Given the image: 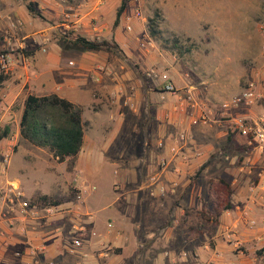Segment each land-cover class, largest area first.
Instances as JSON below:
<instances>
[{
    "label": "crops",
    "instance_id": "crops-1",
    "mask_svg": "<svg viewBox=\"0 0 264 264\" xmlns=\"http://www.w3.org/2000/svg\"><path fill=\"white\" fill-rule=\"evenodd\" d=\"M43 1L51 4L54 12L57 10V4L61 6V2H65V0L41 2ZM120 1L67 0L64 9L72 12L70 27L73 33L89 39L113 40L117 48L110 52L74 51L75 53L72 52L70 55L57 46L48 48L46 53L37 50L34 55L36 67L33 81L39 93H31L37 95L56 93L81 107V119L87 121V128L85 124L72 173L77 178V183L84 187L85 180L100 175L96 172L93 161L99 159L107 163L112 167L115 176L110 184L111 192L121 193L119 195L125 199V203L134 207L137 212H142L145 224L150 229L156 230L160 227L159 234L150 237H143L141 233L129 234L124 226L118 228L116 232L110 230L100 232L95 224L96 219L89 210L92 204L100 201V195H93L94 193L90 192L83 196L78 204H74L72 199L69 201L70 204L59 202L57 204L59 207L69 206L66 215L63 216L60 213L39 220L22 218L17 215L15 209H3V214L0 215V264H118L117 256L124 251L128 243H132L133 237L134 245L149 240V247L153 248L143 252L134 251L135 258L143 253L145 264H256L264 257L256 260L253 256L255 249L264 246V189L256 185L260 166L264 164V155L261 153L264 150L257 145L249 144L245 137L239 135L233 128L232 121L236 117H245L253 121L262 120L264 107L258 102L260 98H255L248 106L226 110L220 108V103L226 100V97L228 99L241 91L242 87L238 86L240 77L244 85L248 81L253 82L257 95L264 93V35L254 24V20L262 17V8L256 9L255 13L251 11L248 14L246 11L244 31L241 30V35L238 33L232 40L219 41L221 45H226L223 50L224 57L219 58L220 56L213 52L217 60L211 63V68L208 69L210 84L196 87L191 83L190 75L182 73V68L181 70L179 66L170 68L169 78L179 89L177 98L160 90L161 83L158 78H154L152 83L151 79L146 77L147 82L144 79L146 85L142 84L138 69L140 66H144L145 70L155 69L152 64L156 62V58L147 55L146 51L136 44L135 35L141 26L139 21L131 19L130 31L123 27L122 18L131 12L132 0H126L117 24H113ZM215 1L217 0H158L157 6L165 21L167 8L174 11L176 9L178 13L186 16L192 15L193 28L197 32L200 31V35L192 36L188 30L180 31L178 34L193 40L196 44L205 42L204 45H214L211 44L212 40L214 37L215 40L217 38L213 34L215 32H212L214 21L211 16L215 9ZM38 6L43 5L38 3ZM143 7L145 0H142V10ZM49 16L55 18L56 14ZM183 27L189 28L186 24ZM49 28H53V25ZM47 30L48 27L44 28V33L39 30L35 32L32 37L33 45L44 43V34ZM47 45L57 43L50 41ZM127 49L129 52L137 50L139 53L132 56L131 53L128 54ZM230 50L239 53L236 60L240 74L238 77L232 76L229 72ZM200 74H205V71L201 70ZM109 86H112L110 92L107 91ZM94 89L97 92H93ZM13 98L12 94L4 95L3 100L8 103L3 107L10 108ZM200 111L207 114L208 122L191 123V119ZM16 123L18 125V121ZM179 131H185L187 136L181 151L173 154L168 151V146ZM18 140H20L18 129L0 140V164L7 153L4 176L19 183V189L25 198L34 199L41 194L52 196L55 192L54 186L57 185L53 183L56 181L48 185L47 192L45 190L47 183L43 184L42 179L49 173L45 167L43 168L42 160L36 157L27 159L21 153L16 172L22 175V178L8 175L7 167L11 155L16 152L14 146ZM159 142L161 147L158 146ZM8 144H12L11 150H8ZM112 146H127L131 147V150L126 151L124 155L121 154L122 150L115 154L110 151ZM236 149H245L241 157L237 158L242 163L237 167L233 166V157L229 158L224 154L227 150ZM50 158L51 162L56 163L51 156ZM162 158L167 161L166 167L159 165ZM205 159L208 163L199 176L214 162L219 168L220 175L209 178V181L223 179L229 184L230 189L228 198L231 207L222 212L217 224L202 221L197 212L201 207L209 210L212 205L206 207L196 202L192 206L180 207L178 204L184 187L196 184L199 176L193 184H189V177ZM56 164L63 170V162ZM36 167L41 168L39 173L43 175L35 179L29 174L35 173ZM47 180L45 177L44 181ZM141 180L144 182L136 188L125 189L127 182L136 183ZM249 182L253 184L249 185ZM160 184L165 187V194L174 192L178 197L174 198L176 216L172 221L175 224L181 221L182 226H179L180 232L174 234L175 237L172 236L175 224L168 225V220L159 214L161 210L159 200L164 196L158 193L157 188ZM178 185L181 186L180 189ZM109 204L112 210L122 212L120 204L112 202ZM190 210L195 213L194 218L198 223L196 227L188 220V216H192L188 214ZM120 215L121 213L119 214L121 220ZM250 219H253V224L249 222ZM71 224L83 225L86 228L80 241V250L74 252L68 251ZM226 228L233 231L242 246L236 251L233 244L224 240ZM178 236L181 242L190 245V248L174 254L176 261L167 250L159 253L158 250L163 245V247L172 245L171 240H176ZM207 241L210 246L206 244ZM106 245L113 247L114 250L107 249L106 256L102 257L98 251ZM117 248H121L120 251ZM182 252L185 255H182Z\"/></svg>",
    "mask_w": 264,
    "mask_h": 264
},
{
    "label": "rangeland",
    "instance_id": "rangeland-1",
    "mask_svg": "<svg viewBox=\"0 0 264 264\" xmlns=\"http://www.w3.org/2000/svg\"><path fill=\"white\" fill-rule=\"evenodd\" d=\"M42 0H0V54H3L6 58V66L2 69V72L7 75L6 80H4L0 86V127L7 124L10 127V133H15L18 128L17 121L18 115L20 112L22 100L27 92H37L36 84L33 81V75L35 73V52L38 50L47 52L48 48L57 46L60 50L68 55L75 53L74 51H83L77 47H74L67 41H65L67 34H72V29L65 28L62 24L63 13L68 11L65 10V6L67 5V0L65 2H61V6L59 4L57 10L52 9L51 4L47 3V1ZM158 0H145V7H143V15L145 17L144 21L141 23L140 30L136 33V44L143 51H146L147 55L153 56L156 58V62H153V66L157 70H167L168 73L170 68L173 66H179V69L182 68V73H188L190 75L191 83L196 87L204 86L205 84H210L208 69L211 68V63L215 60V54L221 57H224L223 50L226 45H221L219 41L221 40H232L235 37L241 35V30L244 31L243 25L246 17V11L252 13L256 11V9L263 10V15L261 18L254 20V24L258 27V31L264 35V33L260 30V25L264 26V0H217L214 2L215 9L213 11V15L211 19L214 21V27L212 28V32L215 33L217 40H212L211 44L214 45H204L205 42H198L196 44L193 40H190L187 37H184L181 34H178L180 31L188 30V33L192 36L200 35V31H196L193 28L194 18L192 15H183L182 13H178L175 9H166V21L162 18V12L157 6ZM29 3L30 6L38 11L41 17L34 14H29L25 5ZM38 3L43 6H38ZM50 9V10H49ZM158 11L159 18L157 19L158 34L156 37H152L147 32V18L152 16L153 10ZM50 15H55L53 18ZM180 14V15H179ZM186 16V17H185ZM7 17L18 18L22 21L20 27L11 29L8 26ZM187 21V23H186ZM188 25L189 28L186 29L183 25ZM50 25H53V28H49ZM48 27V30L45 31L44 34V43L40 45H33L32 37L34 36L37 30L42 31L44 33V28ZM204 36V35H202ZM234 37V38H233ZM150 39L151 43H147V39ZM202 38V37H201ZM203 39V38H202ZM56 42L57 45H47L49 42ZM198 41V39H196ZM140 43H144L143 46L139 45ZM131 45V44H130ZM209 47H213L210 49ZM215 47V48H214ZM188 49V50H187ZM219 49V50H218ZM231 49V48H230ZM92 51V50H89ZM127 52L128 49H127ZM43 53V52H42ZM132 54V56L138 55V51L134 50L129 52L128 54ZM212 55V56H211ZM131 56V55H130ZM230 62H229V72L232 76L238 77L239 69L237 68L236 60L239 57V53L233 50H230ZM72 58V57H70ZM181 70V69H180ZM201 70L205 71V74H200ZM145 67L140 66L137 73L141 77L142 84L145 86L144 79L146 80L145 75ZM207 73V74H206ZM151 79L153 83L154 77L149 75L148 77ZM156 79V78H155ZM158 80V79H157ZM240 77L238 81L239 87H244V82ZM147 82V80H146ZM112 90V86H109L107 91L110 92ZM93 92H97L96 89ZM14 95L13 101L10 103V108H4L3 105H6L8 102H4V95ZM227 99V97L225 98ZM108 102H110L107 99ZM264 107V100L259 99L258 101ZM116 105V104H115ZM140 105H138V108ZM9 112V113H8ZM87 128V121L86 126ZM16 152L11 155L10 162L7 167V172L9 176H16L18 178H22V175H19L17 171L21 153L23 156H26L27 159L30 157H36L37 159L42 160L43 168L47 170L48 175H44L48 180H45L43 177V184L46 182L47 186H45V190H49L48 185L53 183L55 192L52 193V196L49 195L51 199H55L58 202H62L63 204L69 203L72 199V195L74 193V188L72 184V177L74 174L67 173L64 170L59 169V165L57 166V162H51L50 155L46 152V150L33 146L28 142H24L18 140L16 145L14 146ZM18 150V151H17ZM122 150L121 154L124 155L131 150V147L127 146H112L110 147L111 153L118 154ZM22 151V152H21ZM127 151V152H126ZM264 155V152H261ZM229 158L233 157V166H239L242 163L240 160H237L238 157H241L243 152L237 151H225V153ZM48 161V162H47ZM190 161V160H189ZM238 161V162H237ZM45 162V163H44ZM94 162V167L96 168V172L100 173L94 177V179L85 180L84 187H81V199L83 196L89 194L91 192L93 195H100V201L95 202L90 206V211L92 212L93 218L96 219V227L100 232L110 230L112 232L118 231L121 226L128 230L129 234L141 233L143 237H150L153 235H158L160 227L156 228V230L150 229L149 226L145 224V218L143 217L142 212L139 213L136 209L129 204L124 202V198H122L121 193H112L110 184L113 180L114 174L112 173V167L108 166V164L102 162L101 160H96ZM45 165V166H44ZM264 165V164H262ZM261 165V166H262ZM260 166V168H261ZM39 167H36L35 173H30L29 176L34 177L41 176ZM220 175L219 168L215 165V163H211L208 168L203 171V173L198 177L197 182L192 187H184L183 194L181 198L178 200V204L180 207L192 206L196 202L204 204L203 206L212 205V197L207 196V187L209 184V178H215ZM42 177V176H41ZM93 180V181H92ZM144 181H138L136 183H132L131 181L127 182L125 189H132L139 186ZM94 185V189H91V185ZM253 184V182H249V185ZM181 185V184H180ZM180 185L178 188L180 189ZM142 191V190H141ZM148 193V192H147ZM118 194V195H117ZM116 197V199H114ZM177 197V194L174 192H167L164 194L162 198H160V212L162 218L168 220V225H174L173 218H175L176 207L173 204L174 198ZM178 198V197H177ZM209 198V200H207ZM153 201V199H152ZM210 201V202H209ZM109 202L114 204L121 205V211L112 210ZM211 203V204H210ZM70 204V203H69ZM109 204V205H108ZM114 207V206H113ZM212 209V206H210ZM69 209V206H60V215H66V211ZM188 209V208H187ZM209 209V210H211ZM63 211V212H62ZM121 213L119 219V214ZM188 214L192 216H188L189 222L193 227L197 226V221L194 216L195 213L193 211H189ZM197 214V212H196ZM198 215V214H197ZM172 221V223H171ZM109 223L110 226L107 225ZM181 221L179 224H175L173 227V235L180 232L179 226L181 225ZM200 223V222H199ZM161 224V223H160ZM211 224V223H210ZM138 226V227H136ZM160 226V225H159ZM70 236L72 232V228L70 229ZM191 230V229H190ZM188 231L189 233L191 231ZM201 231V230H199ZM161 233V231H160ZM78 235H81L77 233ZM82 233L81 236H83ZM178 238L176 240H171L172 245H166L165 247H161L158 251L159 253L162 250H167L170 255L173 257L174 254H178L182 250L187 251L190 248V245H185L181 242V239ZM70 238V237H69ZM134 241V237L132 243H128L127 247H124V251L117 256L118 264H145V258L143 253H140L139 256L135 258L134 251H145L150 248L149 240L138 243L136 245ZM208 246L210 244L206 243ZM242 247L240 244L238 248H234L236 250ZM104 250H114L113 247L103 246ZM120 251L121 248H117ZM67 250V249H66ZM80 250L79 246L78 249ZM130 250V251H129ZM176 252V253H175ZM189 254V253H188ZM181 257V256H180ZM176 261V257L173 258ZM256 259V258H255ZM254 259V260H255ZM257 260V259H256ZM256 264H264V257L256 262Z\"/></svg>",
    "mask_w": 264,
    "mask_h": 264
},
{
    "label": "trees",
    "instance_id": "trees-1",
    "mask_svg": "<svg viewBox=\"0 0 264 264\" xmlns=\"http://www.w3.org/2000/svg\"><path fill=\"white\" fill-rule=\"evenodd\" d=\"M126 0H121L115 12L113 24L118 22L119 15ZM29 14H36L29 3L25 5ZM158 11L153 10L152 16L147 18V32L152 37L158 34L157 19ZM68 43L81 50H102L110 52L117 48L113 40L89 39L78 33L67 34L65 39ZM188 50V49H187ZM7 75L0 69V86ZM86 122L81 119V107L56 93L37 95L27 93L22 100V108L18 120L19 139L29 144L42 148L56 161L64 163V170L72 173L77 159V154L82 143L83 129ZM10 133L9 125L0 127V140ZM245 149H236L243 152ZM208 160H203L189 177V184H193ZM229 184L223 179L210 180L208 184V195L212 197V209L201 207L197 212L200 219L206 223L217 224L219 216L231 207L229 201ZM38 201L51 205L59 202L51 199L48 195L41 194L34 198ZM255 258L264 256V246L253 252Z\"/></svg>",
    "mask_w": 264,
    "mask_h": 264
},
{
    "label": "built area",
    "instance_id": "built-area-1",
    "mask_svg": "<svg viewBox=\"0 0 264 264\" xmlns=\"http://www.w3.org/2000/svg\"><path fill=\"white\" fill-rule=\"evenodd\" d=\"M133 6L131 8V12L123 16V27L125 30H131V19H136L140 23L144 21L143 11H142V0H132ZM72 12L71 10L63 13L62 24L65 28H69L72 22L71 20ZM8 26L11 29H15L21 26L22 21L18 18L7 17ZM71 28V27H70ZM72 29V28H71ZM260 30L264 33V26L260 25ZM147 43H151L150 39H147ZM144 43H140L139 45L143 46ZM6 58L3 54H0V69L2 70L6 66ZM145 75L149 77V75L154 78H158L160 80V90L166 92L168 94L174 95L179 98V89L175 87V85L171 82L169 78V74L167 70H157V69H147ZM255 98H260L264 100V93L257 95L254 90V85L252 81H248L246 85L241 89V91L231 96L230 98L222 101L220 103V108L223 110L238 107V106H248L253 103ZM208 122V116L205 112L200 111L195 115L194 118L191 119V123H206ZM232 126L236 130V132L245 137L249 144L257 145L261 150H264V119L259 121L248 120L245 117H236L232 121ZM11 135V134H9ZM8 135V136H9ZM175 137L172 139V143L168 146V151L170 153L180 152L182 146L186 139V132L179 131L174 135ZM11 140V138H10ZM8 150H11L12 144H8ZM161 147V143L158 144ZM198 154V153H197ZM184 158V157H182ZM7 163V153L3 158L2 163L0 164V215L3 214V209H15L18 216L22 218H38L46 219L52 217L55 214H60V207L58 205H51L45 202L38 201L36 199L25 198L21 190L19 189V183L15 179H9L4 176L5 168ZM159 165L161 167L167 166V161L162 158L159 160ZM258 180L256 185L260 188L264 189V165L261 166L260 171L257 175ZM77 178L75 176L72 177V184L74 188V193L72 195V201L74 204L80 203L81 199V184L77 183ZM91 189H94V185H91ZM158 193L160 196L165 194V187L160 184L158 185ZM150 193V190H149ZM152 194V193H150ZM68 210V209H67ZM65 210V211H67ZM63 212V211H62ZM89 218V215H86ZM249 222L251 224L254 223L253 219H250ZM9 224L11 221L8 222ZM108 226L109 223H107ZM72 232L69 238L68 251L74 252L76 248L80 245V241L83 238L81 235L85 233V226L83 225H75L71 224ZM77 233L81 234L78 235ZM224 240L227 243L233 244L234 248H238L239 242L237 238H235L233 231L230 229H225ZM99 255L104 257L106 256L107 250L100 249L98 251ZM167 253L165 252V255ZM185 255L184 252L181 253Z\"/></svg>",
    "mask_w": 264,
    "mask_h": 264
}]
</instances>
